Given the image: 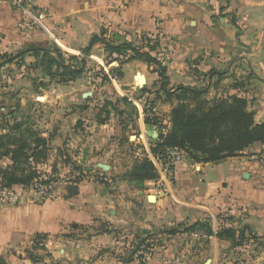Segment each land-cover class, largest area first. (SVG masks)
<instances>
[{
  "label": "crops",
  "instance_id": "obj_1",
  "mask_svg": "<svg viewBox=\"0 0 264 264\" xmlns=\"http://www.w3.org/2000/svg\"><path fill=\"white\" fill-rule=\"evenodd\" d=\"M36 2V9L48 10V25L52 31L66 38L67 42L75 41L77 46L73 49L80 52L92 34L102 31L106 38L115 42H133L144 36L142 45L148 41L149 45L155 43L156 49L152 54L165 66L170 86L197 85L202 81V78H192L185 72L187 60L199 73L212 69L211 75H207V83L213 75L222 72L215 64L222 65L230 57L236 32L235 26L226 18L232 3H235L233 8L237 15L241 14L240 18L254 20L258 28L260 23H264V0ZM7 7L6 4L0 5L1 27L10 26L18 16L29 13L24 9L10 10ZM247 8V13H244ZM95 46H101L106 54L102 44H95L91 50ZM261 65L264 68L263 60ZM130 67L142 72H131ZM120 70L122 75L117 81L130 85V92L136 91L134 97L122 93L121 98L128 99L135 110L120 107L121 110L126 108L124 119L118 109L120 112L116 116H121L120 123L114 119L116 116L112 115L110 108L108 119L103 123L96 120L98 112L93 113L99 124V143L97 147L95 145V152L93 146L88 151V163L92 162L106 174L109 182L99 183L87 178L74 183L78 185V191L72 192L71 196L66 191L67 184H60L48 199L21 196L14 204H0V246L23 243L34 233H47L53 244L51 239L63 232L65 246L59 248V252L69 264H218L220 248L236 247L215 235L206 237L200 231L183 229L196 221L210 219L215 231V216L226 211L232 217L240 214L244 225L256 236L257 243L261 242L257 246L258 256L247 264H264V161L260 163L255 157L244 156L247 152L264 149V145L254 143L241 153L242 156L227 157L218 163H193L182 151V158L171 164L170 173H165L155 163L159 177L144 181L141 189L134 187L122 175L136 159L150 151V145L157 137L155 126L149 124L151 135L145 129L148 123L144 121L142 98H152L149 86L157 83L159 77L153 65L141 60L128 61ZM142 89L147 92H142ZM165 105L163 110L168 117L171 104ZM83 109L84 105L80 110ZM160 111L156 107L157 116ZM85 112L83 110L79 114ZM164 119L167 125L168 120ZM59 135L54 136L55 140ZM134 137L136 139L133 140ZM104 165H107L106 169ZM11 189L23 190L20 185ZM150 196L153 200H149ZM178 225L179 231L175 234L163 232L167 227ZM68 229L86 232L73 238L69 237ZM251 238L246 241L251 242ZM140 241L144 244L134 253ZM249 246L243 245L242 250H249ZM50 252L56 258L55 252Z\"/></svg>",
  "mask_w": 264,
  "mask_h": 264
},
{
  "label": "rangeland",
  "instance_id": "obj_2",
  "mask_svg": "<svg viewBox=\"0 0 264 264\" xmlns=\"http://www.w3.org/2000/svg\"><path fill=\"white\" fill-rule=\"evenodd\" d=\"M1 4L8 5L7 8L10 10L24 9L29 13L25 12L23 15L18 16L10 26H0V56L3 53L16 55L21 49L32 45L53 46L65 56L82 55L80 50L73 49L74 46H77L75 41L67 42L66 38L65 40L60 37V34H55L52 31L48 25L50 18L48 10L45 8L36 9L37 2L27 8H17L7 2ZM233 4L235 3H232L231 11L229 10V15L226 17L230 24H233L232 21L234 20L237 22V24H233L236 28L233 35V50L230 57L222 65L215 64L222 72L213 75V79L207 83V75L211 73L212 69L205 73H199L196 68L191 66V61L188 60L185 72L189 73L192 78H202V81H199L197 85L206 86L207 91L204 96L208 100L234 94L245 97L249 102L250 109L255 113L256 121L260 122L264 120V68L261 65L262 60L264 65V33H262L264 23H260L261 27L258 28L259 26L254 20L248 17H245V19L240 18L241 14L237 15ZM238 7L239 3H237ZM245 11H248V8L244 9V13H247ZM141 38L145 37L141 36L139 40L136 39L133 42L136 45H142L145 39L143 41ZM239 54L243 57H238ZM110 58L106 57L101 46H95L89 53L86 69L81 77L68 84L53 81L46 87H41L38 83L41 81L47 82L48 77L32 66L34 60L31 56H25L24 63L17 60L0 68V125H3L4 120H8V125L14 121H23L27 125H31V128L39 132L40 135L49 139L47 159L37 164V169L40 172L39 178L54 181L55 187L68 181L73 183L72 181L76 177H80L81 181L89 178L97 180L99 183L109 182L106 174L99 176L98 167L92 162L88 163L90 147L93 146V152H95L99 143L97 137L99 124L95 121L93 113H97L100 108L104 107L106 101H111L110 107H115L112 115L115 114L114 116H116L118 114L116 109H120V107L130 109V106H126L120 101L121 94H132V97H134L133 94L136 92H130L132 90L130 85L125 86L122 82H118L114 75L103 82L100 74L107 73L112 67H118L119 65L117 61ZM2 59L0 57V60ZM123 66L124 64L121 65L120 69ZM137 70L140 69L130 67L131 72ZM259 75L262 78L258 77ZM156 85L155 82L149 86L152 97V91L155 90ZM142 100L144 104L147 103L148 105V97H144ZM154 102L155 109L158 107L161 110L158 118L164 124V118H167V120L169 118V116L165 117L166 110H163L166 103H162L160 100ZM82 105H84L85 109L83 110H86V112L80 115L79 112L83 111L80 110ZM112 115L111 118L114 117ZM125 116L122 115L123 119ZM120 117L116 116L114 119L120 123ZM72 128L73 131H71ZM123 128L127 130V128ZM155 130L157 131L156 127ZM0 131H2L1 126ZM56 132L60 135L55 140L54 136L58 134ZM132 139L134 140L136 137ZM144 142L146 143L147 140L145 139ZM257 145L264 144L257 143ZM84 147H88V150L86 151ZM143 156L145 155L142 154L141 157ZM244 156L255 157L262 163L264 161V149H257L252 153L247 152ZM1 160L0 168L9 162L7 158ZM49 197L39 199H48ZM3 203L0 202V204ZM240 217V214L236 217L229 216L224 211L215 216V228L220 223L227 225L230 222L236 228H242L244 222ZM67 231L69 237L73 238L75 235L86 232L79 230L72 232L71 229ZM245 233L248 238H251L248 232ZM44 234L48 235L47 233ZM33 235L25 239L23 243L9 247L0 246V264H69L61 256L63 255L62 252H59V248L65 246L63 242L65 234L63 232L58 233L51 239L54 240V242L52 241L53 244L49 240V235L40 237L37 243L32 240ZM251 239V242L248 240L243 244L251 245L247 248L249 250L246 251L242 250L244 249L243 245L236 248L229 246L228 248H220L218 264H247V261L255 259L258 256L256 254L258 251L257 246L261 242L257 243L256 238L255 240ZM50 251L55 252L56 258L52 256Z\"/></svg>",
  "mask_w": 264,
  "mask_h": 264
},
{
  "label": "trees",
  "instance_id": "obj_3",
  "mask_svg": "<svg viewBox=\"0 0 264 264\" xmlns=\"http://www.w3.org/2000/svg\"><path fill=\"white\" fill-rule=\"evenodd\" d=\"M232 23L235 24V20ZM97 43L103 45L107 58L111 57V60L119 64L107 73L100 74L103 82L113 75L120 78L122 75L120 66L131 60H141L155 67L159 77L157 88L152 91L154 98H148V105L147 103L143 105V112L144 121L157 129V137L151 143L150 151L162 163L166 160L168 148H179L184 152L186 159L193 163H218L224 158L241 154L254 143L264 144V120L256 121L255 113L250 109L245 97L234 94L208 100L204 96L206 86L189 84L170 86L165 66L152 54L156 45L155 43L149 45V41L139 46L132 41L115 42L106 38L102 31L100 34H92L87 45L81 49L80 56H65L53 46L32 45L21 49L16 55L3 53L0 56L3 58L0 60V68L17 60L24 63V57L31 56L34 60L32 66L48 77L47 82L38 83L41 87H46L53 81L68 84L84 74L87 56ZM141 91L147 92L146 89ZM157 100L172 105L168 112L167 125L161 123L156 115L154 101ZM120 101L130 106L131 111L135 110L128 99L121 98ZM111 104V101H106L104 107L98 111L96 120L99 123L108 119L110 109L115 110V107H110ZM126 108L121 112L118 109L116 111L123 115ZM0 126L2 129L0 160L3 158L9 160L6 166L0 168V189L11 188L14 185L30 186L40 176L37 164L47 159L49 139L23 121H14L8 125V120H4ZM168 169L171 171L172 166L169 165ZM158 177L154 163L145 156L136 159L131 168L122 175L124 180L140 189L144 181L155 180ZM49 181L46 179L43 182ZM80 181V177H76L72 182ZM178 227L180 226L167 227L163 232L175 234L179 231ZM183 231H200L206 237L215 235L218 239L228 241L232 247L241 246L246 242L248 237L245 232L256 238L247 225L236 228L231 222L227 225L220 223L214 231L210 219L196 221L185 226ZM33 236L32 240L37 243L40 237L48 235L35 233ZM143 244V241L138 242L135 246L137 249L133 252L139 250Z\"/></svg>",
  "mask_w": 264,
  "mask_h": 264
},
{
  "label": "built area",
  "instance_id": "obj_4",
  "mask_svg": "<svg viewBox=\"0 0 264 264\" xmlns=\"http://www.w3.org/2000/svg\"><path fill=\"white\" fill-rule=\"evenodd\" d=\"M7 2L12 6L17 8H27L35 4L36 0H0V3ZM182 150L179 148H168L166 152V160L164 163L156 158L150 151L145 153V157L149 158L154 164L157 163L161 166L162 170L165 173H170L168 166L172 163L179 161L182 158ZM99 176H103V172L99 171ZM46 179H38L30 186L22 187L23 190L17 192L11 188L0 189V202L4 203H14L17 202L18 199L22 197H37V198H45L52 195L54 189L56 188L54 181H49L48 183L43 182ZM68 182H64L63 184H68ZM61 184V183H60Z\"/></svg>",
  "mask_w": 264,
  "mask_h": 264
},
{
  "label": "water",
  "instance_id": "obj_5",
  "mask_svg": "<svg viewBox=\"0 0 264 264\" xmlns=\"http://www.w3.org/2000/svg\"><path fill=\"white\" fill-rule=\"evenodd\" d=\"M145 129L148 131V134L151 135V126L149 124H146L145 125ZM151 140L152 139H150V141ZM101 167H103V166H101ZM104 167L106 169L107 168V165H104ZM245 176H247V175H245ZM66 191L68 192V196H71L72 195V192L77 193V191H78V185L77 184H74V183H68L66 185ZM149 200H153V197L150 196L149 197Z\"/></svg>",
  "mask_w": 264,
  "mask_h": 264
}]
</instances>
